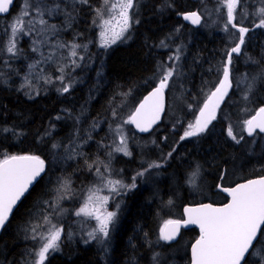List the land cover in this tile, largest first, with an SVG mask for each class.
<instances>
[{
    "label": "trees",
    "instance_id": "16d2710c",
    "mask_svg": "<svg viewBox=\"0 0 264 264\" xmlns=\"http://www.w3.org/2000/svg\"><path fill=\"white\" fill-rule=\"evenodd\" d=\"M19 1L15 0L7 15L0 16V43ZM64 1L58 0L70 17L60 38L77 45L80 57L69 75V90L40 87L37 94L30 95L16 77L0 85V159L35 154L45 163L44 174L0 233V264H34L42 245L39 235L46 224L44 218L55 212L57 196L66 188L77 192L90 182L108 160L113 127L129 117L142 96L173 67L174 75L165 88L162 120L145 135L129 126L131 155L117 156L112 162L126 185L136 177V187L125 189L106 246L67 235L73 209L70 202L59 201L71 216L62 220L60 250L49 254L44 264H188L196 228L182 230L173 242L161 240L159 230L164 220L181 217L182 206L190 203L188 179L197 166L198 186L204 193L201 198L210 202L226 199L214 191L218 183L230 185L236 179L264 175V133L249 136L243 129V122L264 104V40L260 37H245L241 54H233L232 87L218 109L216 122L198 136L180 139L219 84L226 53L239 43L238 28L254 25V4L242 1L233 21L237 28L228 25L225 31L227 11L225 7L217 11L220 0L208 5L213 22L197 27L183 18L184 12L198 8L196 0H137V20L125 40L103 49L97 44L96 20L104 0ZM177 55L179 59H175ZM241 76L245 82L235 90ZM229 126L236 140L228 136ZM149 137H154L152 145L136 142ZM153 162L160 167L149 170H158L157 175H153L155 171L137 175ZM238 174L241 176L235 178ZM34 227L36 240L32 238ZM256 249L264 250V238ZM248 260L254 264L258 257Z\"/></svg>",
    "mask_w": 264,
    "mask_h": 264
},
{
    "label": "snow or ice",
    "instance_id": "6c2138e0",
    "mask_svg": "<svg viewBox=\"0 0 264 264\" xmlns=\"http://www.w3.org/2000/svg\"><path fill=\"white\" fill-rule=\"evenodd\" d=\"M81 2L87 3V0H81ZM12 3L13 0H0V13H8ZM105 4H108V0H105ZM237 4L238 0H223V4L217 8V11H220L224 6L227 8L225 31H228V25H231L232 28H237V24L233 22ZM30 7L31 5L26 0L25 8L21 10V14L10 25L11 35L6 51L12 56L17 53L15 38L19 33L24 32L22 17L28 15ZM134 7H136L135 0H117L116 3L111 4L108 11L113 14L99 25L103 28L101 32L102 47H108L124 36V33L130 27L129 10ZM36 12L38 16H43L39 5L36 6ZM117 12L118 16L114 14ZM49 14H51V11H49ZM245 14L247 15V13ZM97 15H101L99 9L97 10ZM253 15L261 17L259 23L254 26L256 28H264V7L253 13ZM184 19L191 21L192 24L201 22V17L197 12L186 14ZM113 21H115V24H113ZM39 23L44 24L46 22L40 19ZM116 28H119V30L117 31ZM249 31L250 29L247 27L240 26L238 28L239 43L235 44L226 53L227 60L223 66L222 79H220L215 90L208 95L203 107L199 110V115L196 117L195 122L188 124L180 137L181 140L198 136L216 119V110L227 95L228 89L232 86L230 65L233 61V54H241V46L245 43V34ZM109 32H111V38L107 35ZM72 47L75 48L77 45ZM33 51H36V49L33 48ZM71 54L75 56L76 52L73 51ZM175 59H179V56L177 55ZM29 67L31 68L33 65ZM174 71L173 67L164 72L159 84L145 97L139 107L129 115L128 119L124 121L125 124H134L139 131L147 132L160 119V113L164 110V90L168 86L169 79L174 75ZM261 78H264V73L261 74ZM255 79L256 77H253L252 81L248 83L249 90H251ZM62 90L67 92L69 88L64 86ZM245 99H247V94ZM244 124L249 136H252L256 129L264 133V107H260L256 115L252 116L251 119L245 120ZM228 136L236 140L231 126L228 128ZM121 145L114 150L123 152L126 156L131 155L127 148V141L123 136H121ZM53 147H56V145H53ZM168 155L171 156V153ZM158 167H160V164L150 163L147 168L137 173V175L144 176L149 169ZM105 170L107 171V168ZM43 171L44 161L37 155H5L3 159H0V227L4 226L13 210V206L25 194L29 185ZM198 171L199 166H197L193 175L198 174ZM97 172L100 173L99 167ZM135 180L136 177H133L131 185H126L120 180H107V185L111 186L110 192L119 194V189L136 187ZM222 191L227 192L231 197L229 203L223 207H213L208 204L201 205L198 208H185V214L188 219L167 221L165 228L161 229L160 239L166 242L172 241L176 238L182 224H194L199 227L200 236L192 245L191 264H249V256L258 257L254 264H264V250L256 249V244L261 242V238H264V177L249 180L232 188H223ZM89 193L85 203L79 208L76 215H84L94 219L96 227L92 232L88 233V236L90 239L104 243L102 238L109 236V226L113 223L116 213L106 210L105 206L109 199L108 196H96L91 189ZM93 204L95 207L91 206ZM44 219L45 222H48L47 217ZM62 231L63 229L52 225L47 234L41 233L39 235V241L42 242V245L35 253L37 259L34 264H44L46 255L50 250L55 251L58 249ZM33 233L32 238L36 240L35 227L33 228Z\"/></svg>",
    "mask_w": 264,
    "mask_h": 264
},
{
    "label": "rangeland",
    "instance_id": "374dc122",
    "mask_svg": "<svg viewBox=\"0 0 264 264\" xmlns=\"http://www.w3.org/2000/svg\"><path fill=\"white\" fill-rule=\"evenodd\" d=\"M196 1L198 2L197 4L198 8L196 10L199 11L202 16V25L203 26L210 25L213 22V19L211 18V14H210L211 9L209 8L211 6L208 5L213 4L215 0H196ZM248 1H251L254 4L255 13L260 8L264 7V0H248ZM25 2L26 0L19 1L18 6L16 7L14 13L10 17L9 29L7 31L6 37L0 43V53H1L0 85L4 86L8 83V81L11 80L12 77H16L21 81V85L30 95L37 94L38 89L40 87L42 89H45L48 86H50L52 88H57V89L59 88L60 90H62L64 86L69 87L70 84L69 75H71L70 73L74 65L75 64L77 65L79 63L80 57L78 56L77 49L73 48L72 44L63 43L61 41L60 38L61 28L67 27V25L69 24L68 17L70 16L67 10L61 8L62 5L58 2V0H27L28 4L31 5V7L28 9V15L22 17L24 21V25H23L24 32L19 33L15 38L17 53L15 56H12L11 54L7 53L6 48L9 37L11 35L10 25L13 23L15 18L21 14V10L25 8ZM65 2L74 3V2H79V0H65L64 3ZM116 2L117 0H108V4H105V0H104V2L102 3V8L100 10L101 15H98L96 20L97 44L99 47L103 49L108 48L116 43L124 41L128 32L127 30L124 33V36L121 37V39L117 40L116 43L110 44L108 47L101 46L103 43L101 37V32L103 31V28L100 27L99 25L102 24L103 20L109 19L110 15L113 14L110 13L108 9L111 7L112 3H116ZM135 3H136V7L129 10L130 25L132 24V22H134V20L136 21L135 15L138 6V1L135 0ZM240 3L241 0H238L237 7ZM222 4H223V0H220V5ZM37 5H39L40 10L43 12L42 17L37 15L36 12ZM56 5H58V7H56ZM224 7L227 11L226 6ZM49 11H51V14H49ZM240 12L242 13V10H240ZM114 14L118 16V12ZM235 15H237V11H235L234 16ZM260 18H261L260 16L256 15V21L254 22V25L259 23ZM40 19H43L46 23L44 24L39 23ZM29 21H31V23H29ZM113 24H115V21H113ZM254 25L251 28H249L250 31L245 34V37L248 36L253 39L260 37L262 40H264V28H256ZM116 30L118 31L119 28H116ZM107 35L109 38H111V32L107 33ZM33 48H35L36 51H33ZM73 51L76 52L75 56L71 54ZM30 65H33V67L30 68L29 67ZM244 82H245V77L242 76L239 77L236 81L235 90L238 88L239 84H243ZM229 92L230 91H228V93ZM226 96L224 97V99L226 98ZM204 102L200 108L203 107ZM222 102L223 101L220 102V106ZM218 109L216 110V119L219 115ZM199 110L195 114L194 122L196 117L199 115ZM127 119L128 116L113 127L109 157L107 162L102 167H99L100 173H98L96 170L90 182L87 183L82 188L76 190L77 192H72L71 190L66 188L64 189L65 191H63V194L57 196V200H58L57 203L59 204L55 205L57 208L55 212H52V216L48 217V222H45L46 224L42 229L41 233L47 234V231L51 228L52 225H55L56 227L63 229L62 223L64 221L62 222V220H64L67 217V215H70V213H72L71 215L73 216V218L71 220L72 221L71 225H68L67 227L68 228L67 235L73 238L77 237L83 243H87V244L95 243L101 247L106 246L108 237L102 238L104 240V243H100L98 240L90 239L88 236V233L92 232L96 227V221L84 215L77 216L76 212L85 203L87 196L90 194L89 190L91 189L95 192L96 196L109 197L107 205L105 206L106 210L116 213L113 223L110 224L109 226V232L112 226L114 225L118 211L123 203V199H124L123 193L125 189H119V194L112 193L109 190L111 186L107 185V180H120L124 184H126L125 179L121 176V172L116 171L113 168L112 162L114 158L117 156H124V157L130 156V155L126 156L124 155L123 152H117L114 150L115 148L122 146L121 136H123L127 141V148L128 151L130 152L129 139L133 135L130 131V127H129L130 125L124 123V121ZM213 121L208 125L207 129L204 132H206L208 128L214 124ZM243 129H244V122H243ZM160 130L161 129H159L158 131ZM153 138L152 137H149L147 139L138 138L136 142L140 143L141 145H145V144L152 145ZM256 138H257L256 135L252 138L251 140L252 144L255 142ZM106 168L107 171L105 170ZM154 171L149 170L148 173L154 172L155 174L153 175H157L158 170H154ZM153 175L149 174L148 177L151 178L153 177ZM240 176L241 175L238 174L235 176V178ZM188 183L192 188V193H191L192 197L189 198L190 203L202 201L203 198H201L200 194L203 192L200 189L201 187L199 188L198 186L199 172L196 175L193 174L190 175V179H188ZM229 184H233V183H229ZM203 195L204 193L202 194V197ZM59 201H62L61 203L70 202L71 204L70 207L71 209H73V212L71 211L69 213L66 206H62ZM91 206L95 207L94 204ZM166 221L167 220H164L160 226V230H159L160 234H161V229ZM58 243H59L58 249L55 251L50 250V252L46 255V257L49 254L55 253L60 250V241Z\"/></svg>",
    "mask_w": 264,
    "mask_h": 264
},
{
    "label": "water",
    "instance_id": "95a60500",
    "mask_svg": "<svg viewBox=\"0 0 264 264\" xmlns=\"http://www.w3.org/2000/svg\"><path fill=\"white\" fill-rule=\"evenodd\" d=\"M14 3H15V0H13V3L10 5V8H9V11L12 9V7H13V5H14ZM191 12H197V11H187V12H185L184 14H183V18H184V16L186 15V14H189V13H191ZM9 13V12H8ZM8 13H0V16H5V15H7ZM198 13V12H197ZM199 14V13H198ZM200 15V14H199ZM189 21V20H188ZM200 24V23H199ZM199 24H193L194 26H198ZM157 86V85H156ZM156 86H154V87H152L149 91H147L143 96H142V98L139 100V102L136 104V106L134 107V109H133V111L132 112H134L135 110H136V108H138L139 107V105L144 101V99H145V97L146 96H148L149 95V93L156 87ZM230 89V88H229ZM228 89V90H229ZM215 90V89H214ZM213 90V91H214ZM163 103H164V110L160 113V119L155 123V124H153L152 125V127L147 131V132H141V131H139L137 128H136V126L134 125V124H130L131 125V127H132V129L137 133V134H140V135H144V134H147V133H149L160 121H161V119H162V117H163V114H164V112H165V108H166V93H165V90H164V101H163ZM260 107H264V104H262ZM260 107H258L250 116H249V118L248 119H251L252 118V116H255L256 115V113H257V111L259 110V108ZM247 119V120H248ZM244 131H245V133L248 135V132H247V130H246V125L244 126ZM255 132H259V133H261L260 131H259V129H256L255 130ZM254 132V133H255ZM23 155H28V154H23ZM31 155H35V154H31ZM38 156V155H37ZM41 158V157H40ZM42 159V158H41ZM43 160V159H42ZM44 169H45V164H44ZM44 174V171L40 174V176L39 177H37L36 178V180H34L33 181V183L31 184V185H29V187H28V190L25 192V194L20 198V200H18L17 202H16V204L13 206V210H12V212L9 214V218H8V220L10 219V217H11V215H12V213H13V211H14V209L17 207V205L19 204V202L22 200V198L26 195V193L34 186V184L42 177V175ZM261 177H264V175H260V176H255V177H251V178H248V179H245V180H242V181H239V182H237V183H235V184H233V185H231V186H218V190L221 192V193H223L226 197H227V201L225 202V203H220V204H214V203H210V202H202V203H194V204H184L183 206H182V217L181 218H179V219H173V220H181V221H183V220H187L188 219V217H187V215L185 214V208H198V207H200L201 205H208V204H210V205H212L213 207H223L224 205H226L227 203H229L230 202V200H231V197L229 196V194L227 193V192H225V191H222V189L223 188H232V187H235L236 185H238V184H242V183H246L247 181H249V180H255V179H259V178H261ZM8 220L5 222V224H4V226L6 225V223L8 222ZM165 225H166V223L164 224V226H163V228H165ZM4 226L3 227H0V233H1V231H2V229L4 228ZM190 228H196V230H197V232H198V234H197V237L193 240V242L190 244V246H189V263L188 264H191V260H192V252H191V249H192V245L195 243V241L199 238V236H200V229H199V227L197 226V225H194V224H188V225H181V227H180V230H179V232L177 233V235H176V238L174 239V240H172V241H170V242H173V241H175L178 237H179V235H180V232H181V230H186V229H190Z\"/></svg>",
    "mask_w": 264,
    "mask_h": 264
},
{
    "label": "flooded vegetation",
    "instance_id": "af4514ba",
    "mask_svg": "<svg viewBox=\"0 0 264 264\" xmlns=\"http://www.w3.org/2000/svg\"><path fill=\"white\" fill-rule=\"evenodd\" d=\"M218 185H221L220 183H218L217 185H216V188L214 189V191H219L218 189H217V187H218ZM223 202H225V201H216V202H214V203H223ZM194 203H198V202H194Z\"/></svg>",
    "mask_w": 264,
    "mask_h": 264
},
{
    "label": "bare ground",
    "instance_id": "6f19581e",
    "mask_svg": "<svg viewBox=\"0 0 264 264\" xmlns=\"http://www.w3.org/2000/svg\"><path fill=\"white\" fill-rule=\"evenodd\" d=\"M135 18H136V17H135ZM136 20H137V19H136ZM134 21H135V20H134ZM207 25H208V24H207ZM213 27H214V26H213ZM213 27H212V28H213ZM212 28H211V29H212ZM215 28H216V27H215ZM213 30L215 31V29H213ZM162 138H163V137H162ZM163 139H164V138H163ZM138 147H140V146H137L136 149H138ZM139 149H140V148H139ZM142 150H143V149H142ZM156 161H157V160H156ZM110 174H111V173H110ZM114 174H115V173H114ZM116 176H117V174H116ZM150 186H151V185H150Z\"/></svg>",
    "mask_w": 264,
    "mask_h": 264
}]
</instances>
